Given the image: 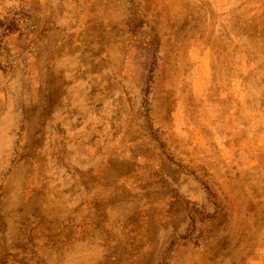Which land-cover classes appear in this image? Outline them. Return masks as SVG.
<instances>
[{
    "label": "rangeland",
    "instance_id": "rangeland-1",
    "mask_svg": "<svg viewBox=\"0 0 264 264\" xmlns=\"http://www.w3.org/2000/svg\"><path fill=\"white\" fill-rule=\"evenodd\" d=\"M0 264H264V0H0Z\"/></svg>",
    "mask_w": 264,
    "mask_h": 264
}]
</instances>
